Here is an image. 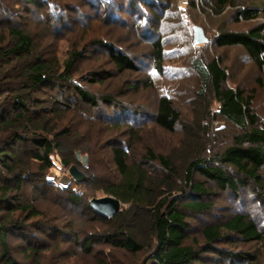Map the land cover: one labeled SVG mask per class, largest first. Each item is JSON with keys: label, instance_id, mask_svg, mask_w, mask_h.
Returning a JSON list of instances; mask_svg holds the SVG:
<instances>
[{"label": "rangeland", "instance_id": "374dc122", "mask_svg": "<svg viewBox=\"0 0 264 264\" xmlns=\"http://www.w3.org/2000/svg\"><path fill=\"white\" fill-rule=\"evenodd\" d=\"M215 7L216 0H38L36 4L0 0V51L10 42L9 28L13 26L27 32L37 51L46 58L56 57L61 63L69 51H80L70 77L95 97V104L84 102L72 87L59 84L30 91V111L26 114L35 120L46 119L47 128L35 131L33 127L24 129L19 125L13 127L21 135L16 138L2 120L15 112L12 105L19 87L11 68L15 61L8 62L0 53V152L12 149L21 160L12 174L0 160V183L10 187V198L14 192L17 194L12 186L20 178L19 200L34 205L41 213L24 220V214L18 211H0L9 222L6 241L15 259L22 264L33 262L25 256L30 242L51 245L61 241L60 247L71 255L70 259L75 254L77 258L84 256L77 244L101 225L86 208L88 202L93 197L108 195L103 187L120 178L110 152L113 146L126 148L129 162L141 163L149 177L170 183L163 195L172 198L181 193V175L188 153L202 150L201 156L214 158L216 152L230 144L240 128L218 113L219 102L210 88L199 94L203 86L193 63L206 64L218 58L227 75L223 86L251 96L250 106L256 113L257 124L264 127V65L259 67L239 44L220 46L215 41L221 31H247L264 24V11L252 19L237 18L240 9H264V0H231L220 11ZM193 25L202 27L207 41L192 43ZM157 37L161 38L163 48L160 69L155 67L151 46ZM106 42L129 56L136 69L119 71L102 45ZM162 96L168 97L180 114L172 131L155 122ZM51 129H66L67 135L62 139L73 150L69 165L62 163L57 151L49 156L52 165L48 168L32 158L33 136H46ZM48 138L52 139L50 135ZM148 149L153 156L163 155L168 166L149 156ZM70 165L84 173L83 182L70 176ZM218 165L237 181L236 189L220 188L194 173L195 181H203L209 192L202 197L203 201L210 204L203 211L184 209L186 243L195 247L204 246V226L221 223L237 212L249 215L260 229L264 228L261 191L233 165ZM260 173L264 182V170ZM71 193L77 194L79 204L69 201ZM188 200L184 194L180 201ZM127 208L126 203L120 206V210ZM40 223L52 229L42 233L37 227ZM228 235L212 243L225 253L204 251L203 260L196 264H248L244 259L230 258L228 253L238 251L257 255L258 264H264V244ZM92 252L100 257L110 252L112 260L122 264H142L147 253L145 249L136 254L113 251L103 242L93 243ZM45 253L48 263L56 260L54 251Z\"/></svg>", "mask_w": 264, "mask_h": 264}, {"label": "trees", "instance_id": "16d2710c", "mask_svg": "<svg viewBox=\"0 0 264 264\" xmlns=\"http://www.w3.org/2000/svg\"><path fill=\"white\" fill-rule=\"evenodd\" d=\"M24 1L36 4L38 0ZM230 2L231 0H216L215 8L220 11ZM263 11L264 9L259 7L243 8L238 10L237 18L252 19ZM263 29L264 24L247 31H221L215 41L220 46L241 45L248 56L259 67H262L264 65ZM9 35L11 40L7 46L1 48L0 53L7 58L8 62L15 61L11 68L14 69L16 83L19 87L15 92V102L12 105L15 112L6 118L3 117L2 120L14 131V137L21 138L18 130H15L19 125H22L24 129L33 127L35 131L36 129L44 131L47 128L46 119L35 120L26 114L30 111L27 107L31 97L30 91L33 92L38 87L52 84L72 87L82 101L95 104L94 95L74 83L70 77L71 70L81 55L80 51H69L67 57L60 63L56 57L46 58L42 53H39L32 37L23 29L17 26L10 27ZM102 45L105 47L109 59L119 71L136 69L131 58L125 53L116 50L110 43L106 42ZM151 46L155 67L160 69L163 59L161 38L157 37L153 40ZM193 65L202 81L203 87L199 94L203 95L204 89L210 88L219 102L218 113L240 128V131L232 137L230 144L216 152L214 158L201 156L202 150L188 153L190 156L184 162L181 175L183 183L179 187L181 193L172 198L163 195V191L171 185L170 183H164L162 179V182H159V180L149 177L141 163L129 162L126 148L113 146L110 152L120 178L105 185L103 189L106 194L116 197L122 204H128L129 208L120 210L112 217H105L90 208L88 203L86 208L101 225L97 232L90 233L77 244L84 256L77 258L75 254V258L70 259L71 255L60 247L61 241L56 240L57 242L51 245L30 242L25 249V256L33 259L31 264H122L118 260H112L113 256L110 252H107L105 257H100L97 253L92 252V244L96 242L105 243L113 251L120 250L130 254H136L145 249L147 253L142 259V264L201 263L204 251L216 250L225 253V251L216 249L212 243L222 237H228L230 233L238 235L244 241L264 244V228L260 229L253 218L241 212L233 214L221 223L204 226L202 229L205 237L204 246L195 247L186 243L187 222L184 209L203 211L210 207V204L202 199L209 192L203 181H195V172L202 175L204 179L213 181L220 188L235 190L237 181H234L218 165L231 164L251 180L264 196V182L260 173L261 170H264V127L257 124L256 113L250 106L251 96L245 95L244 91L240 89L223 86L227 75L218 58H213L206 64L195 62ZM91 79L94 80V78ZM26 90L29 95L24 96ZM103 99L108 100L109 98L104 97ZM62 105L68 107L66 104ZM179 118L180 114L173 106L172 101L166 96L160 97L155 113V122L161 128L172 131ZM47 135H50L52 139H49ZM64 135H67L66 129L57 131L51 129L46 133V136L36 133L32 139L35 145L32 158L41 162L44 168H48L52 165L49 156L57 151L62 156V163L69 165L73 150L69 149L70 143L62 139ZM0 153L2 155L0 160L8 169V173H15L21 161L18 154L12 149ZM147 154L168 166L163 155L153 156L150 149L147 150ZM168 168L167 171L170 170V167ZM21 185L22 182L19 178L12 186L17 194L14 192L9 198L10 187L5 182L0 183V211L3 209L8 213L18 211L20 214H24V220L40 216V211L34 205L22 203L19 200L18 191H20ZM184 194L189 200L182 203L180 200ZM68 199L73 205L79 204V197L76 193L69 194ZM8 223L0 214V261L3 264H22L10 254L6 241L9 232ZM40 224L37 227L42 233L52 229L47 224ZM49 250L56 253V256L54 255L56 260L53 263L47 261L48 256L45 252ZM228 254L233 261L244 259L248 264H258L259 257L251 255L249 252L238 251Z\"/></svg>", "mask_w": 264, "mask_h": 264}, {"label": "water", "instance_id": "95a60500", "mask_svg": "<svg viewBox=\"0 0 264 264\" xmlns=\"http://www.w3.org/2000/svg\"><path fill=\"white\" fill-rule=\"evenodd\" d=\"M192 43L200 44L207 41V37L201 26L193 25ZM70 176L77 182H83L85 180L84 173L79 170L75 165H70L68 168ZM89 206L94 211L100 213L105 217H112L120 211L122 202L112 195H106L102 197H93L89 200Z\"/></svg>", "mask_w": 264, "mask_h": 264}]
</instances>
